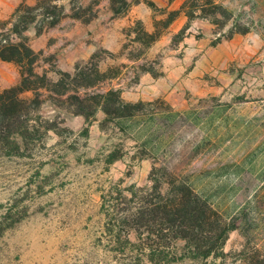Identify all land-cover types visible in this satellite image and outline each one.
<instances>
[{"label": "rangeland", "instance_id": "obj_1", "mask_svg": "<svg viewBox=\"0 0 264 264\" xmlns=\"http://www.w3.org/2000/svg\"><path fill=\"white\" fill-rule=\"evenodd\" d=\"M127 1L125 15L101 1L89 23L64 18L40 36L33 26L26 32L42 53L38 75L55 82L79 68L140 105L132 118L86 121L46 99L39 115L55 121L57 134L41 133L16 155L0 147V264H116L122 246L107 232L108 196L129 199L131 187L166 182L153 168L187 179L233 228L224 257L191 258L179 240L162 264H264V0H176L183 35L164 28L172 7ZM20 3L0 0V21ZM149 10L151 32L134 18ZM18 78L0 61V92Z\"/></svg>", "mask_w": 264, "mask_h": 264}, {"label": "trees", "instance_id": "obj_2", "mask_svg": "<svg viewBox=\"0 0 264 264\" xmlns=\"http://www.w3.org/2000/svg\"><path fill=\"white\" fill-rule=\"evenodd\" d=\"M61 1L35 0L33 5H28L21 0L11 15L0 21V61L14 64L19 74L16 84L0 92V147L8 153L16 155L22 147L25 150L35 144L41 133L57 134L55 121L39 115L46 99L58 108H73L72 113L83 116L86 121L97 113L111 122L132 118L140 105L125 103L120 88L110 85L104 88L90 82L91 75L79 73V68L72 75L58 72L55 82L35 72L42 53L30 46L26 32L31 26L36 36H40L64 18L91 22L96 17L94 7L101 1L108 2L114 16L125 15L131 7L127 0H92L85 7L81 0H69L68 8L60 5ZM178 13L175 11L168 18L165 29ZM186 28L180 30V35ZM92 77H98V73L94 72ZM153 171L162 172L166 182L156 181L148 189L131 187L129 199L121 193L108 196L107 208L114 217L107 232L115 246H122L121 259L116 264L165 263L171 242L179 240L186 243L191 258L224 257L223 246L233 228L224 223L207 200L195 193L187 179H168L173 175H167L164 168H153ZM2 233L0 228V238ZM130 234L134 235L135 243L130 241ZM143 234H146L144 241ZM205 237L207 243L203 241Z\"/></svg>", "mask_w": 264, "mask_h": 264}, {"label": "crops", "instance_id": "obj_3", "mask_svg": "<svg viewBox=\"0 0 264 264\" xmlns=\"http://www.w3.org/2000/svg\"><path fill=\"white\" fill-rule=\"evenodd\" d=\"M153 1H162L161 5L163 7H172V9H174L175 11H179L177 17L175 18V20L168 26V28L166 29L167 31L171 32V33H176L178 32L180 29H182V26L184 25V22L186 21V17L184 12L180 9L181 4L180 3H176V0H172L170 3L167 0L166 3H163V0H153ZM152 11H146L144 14H140V12H136L134 11V18H136L137 20L141 21L142 24L145 26L146 31L151 32L153 30L152 27V22H151V17H152ZM147 82H149L151 90L153 89V86L155 85V81L154 79H152L151 77H146L145 79Z\"/></svg>", "mask_w": 264, "mask_h": 264}]
</instances>
